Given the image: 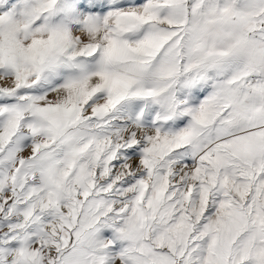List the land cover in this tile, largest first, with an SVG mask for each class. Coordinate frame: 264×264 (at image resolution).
I'll return each mask as SVG.
<instances>
[{
  "label": "snow or ice",
  "instance_id": "6c2138e0",
  "mask_svg": "<svg viewBox=\"0 0 264 264\" xmlns=\"http://www.w3.org/2000/svg\"><path fill=\"white\" fill-rule=\"evenodd\" d=\"M0 264H264V0H0Z\"/></svg>",
  "mask_w": 264,
  "mask_h": 264
}]
</instances>
